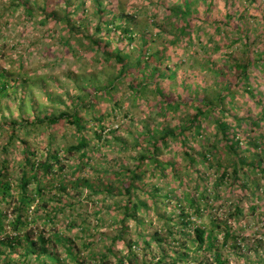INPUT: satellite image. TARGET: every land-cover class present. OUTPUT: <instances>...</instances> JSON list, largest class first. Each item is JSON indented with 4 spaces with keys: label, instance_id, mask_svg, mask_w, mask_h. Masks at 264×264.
Wrapping results in <instances>:
<instances>
[{
    "label": "rangeland",
    "instance_id": "1",
    "mask_svg": "<svg viewBox=\"0 0 264 264\" xmlns=\"http://www.w3.org/2000/svg\"><path fill=\"white\" fill-rule=\"evenodd\" d=\"M187 1L189 15L195 17V27L191 34L192 42L185 48L182 44L172 46L177 28L182 24L176 22L178 20L169 12L171 6L180 5L182 0H0V71L5 73L8 82L7 95L0 98V165L4 159L12 164L8 168V177L15 185L14 179L20 175L18 163L22 157V139L35 152L32 161L57 154L63 169L56 164L53 180L46 181L47 186H53L47 188L46 193L53 197L55 193L63 195L65 206L57 210L53 219H47L40 212L42 219L36 220L38 214H34L33 221L32 204L25 210L26 220L32 221L30 226L35 231L49 233L50 230H58L65 234L74 245L76 259L84 264H93L96 260L90 255L92 251L100 254V249L114 242L112 238L121 226L119 210L126 197L116 184L107 193L94 194L82 181L88 179L92 184H100L98 188L112 183L113 169L117 171L118 166L133 168L136 165L142 153L138 136L158 128L162 123L173 126L182 119V114L187 111L192 113L193 110L189 105L172 112L169 110L166 114L159 112L156 103L158 95L154 96L147 90L132 98L125 82L121 81L113 92L122 100L118 106L98 99L97 115L103 116L102 131L94 133L90 122L91 111L80 109L88 120L85 123L87 128L81 132L88 143L85 148L87 157L82 161L79 159L80 152L68 150L77 144L80 136L74 125L64 119L52 125L22 124V119L58 115L70 103L68 97L73 92L80 93L76 86L85 87L86 82L94 83L96 87L104 86L106 78L113 77L118 71L114 58L95 63L94 56H101L102 52L92 50L90 43L76 46L72 40L70 45L65 46L61 39L65 35L61 23L54 25L44 20L38 9L46 6V13L55 11L57 17L68 12L71 25L84 37L92 35L95 25L101 22L102 32L95 37L102 35L101 39L108 42L107 51L113 53V57L117 46L128 47L124 53L130 54L127 61L133 62L141 39L137 37L130 44L122 38L118 29L113 30L111 23L129 24L135 32L152 40L151 52L160 49L170 52L169 73L176 76L162 83L165 99L181 96L185 99L200 92L212 98L222 88L223 80L216 71L227 70L224 65L233 54L248 49L257 59L262 57L256 55L264 50V0H211V4L209 0ZM65 2L69 4L68 9ZM26 3L34 9L32 16L26 13L23 5ZM98 4L100 9L105 8L103 20L96 11ZM240 12L242 18L237 17ZM227 13H232L235 18L231 25L225 26L221 22L225 21ZM123 16L128 18L121 20ZM214 23L220 25L218 31ZM245 34L247 38H244ZM83 36L80 34V38ZM79 46L76 52L75 47ZM261 67L256 72H250L248 82L239 88L234 87L231 103L226 105L228 113L225 122L231 125L234 132L245 135L249 126L246 119L257 118L263 110L264 59ZM182 74L189 77L186 88L181 83ZM72 76L76 77V82ZM104 113L108 115L104 116ZM215 114L220 117L219 113ZM12 120L18 123L15 130L17 139L14 136V143L6 150L4 147L11 135ZM257 123L264 126V119L259 118ZM206 125L205 135L193 137L187 143L189 153L196 158L207 151V145H202L204 138L211 140L215 135L216 126L211 118ZM96 135H100L101 139ZM217 149L220 151L221 146ZM245 149L242 140L238 152L244 154ZM157 158L163 171H158L156 164L150 161L142 166L143 174L135 181L133 201L140 200L144 204L136 211V218L125 219L124 242H114V252L124 253L129 243L141 263H150L162 255V250L172 256L174 251L182 253L185 246L189 247L190 257L186 263L177 264H212L209 251L190 244V239L194 237L192 230L200 224L208 232L212 231L214 248L219 249L222 259L228 264H264V191H255L248 184L242 194L237 184L230 187L227 182L216 187L220 172L216 170L215 158L210 157L208 163L197 158L191 166L178 141L169 140ZM256 178L257 183L262 185V178L259 175ZM61 180L66 184L65 190H55ZM75 181L80 183L76 185ZM35 184L34 181L29 187L32 189ZM48 205H56L55 200H50ZM1 207L9 221L12 217L10 205L0 203ZM72 223L76 226L69 229ZM185 223L189 225L184 226ZM225 224L233 233L226 244L222 243L221 237V228ZM70 243L52 242L48 245L58 253L64 264H77L66 256L64 249ZM107 259V264L114 263L111 254ZM25 264L54 263L29 259Z\"/></svg>",
    "mask_w": 264,
    "mask_h": 264
},
{
    "label": "trees",
    "instance_id": "2",
    "mask_svg": "<svg viewBox=\"0 0 264 264\" xmlns=\"http://www.w3.org/2000/svg\"><path fill=\"white\" fill-rule=\"evenodd\" d=\"M203 1L207 2V0ZM209 2V4H211V0H209ZM23 5H25L24 8L26 13L32 16L34 14V9L28 6L27 3ZM100 6V4L97 5L96 11L100 19L103 20L105 8L100 9ZM188 6L189 2L187 0H182L180 5L171 6L169 8L171 16L178 20L176 22H181L182 24L177 28L178 31H176L175 42L172 43V46L174 44H177L176 46L182 44L187 48V45L192 42L193 37L191 34L195 27V17L189 15L190 9ZM207 7H209V5H207ZM65 8L68 9L69 4L66 3ZM38 10H41L44 20H48L54 25L61 23V28H63L65 32V35H63L61 39L65 46L70 45L72 40L76 43V46L78 44L81 46L82 44L87 45L90 43L92 45V50L102 52L101 56H94V62L101 63L114 58L118 66V71L113 77L106 78V84L104 86L96 87V85L91 82H86L85 87L76 86L80 93L77 94L73 92V95L68 97L70 103L65 105L66 110L61 111L58 115L45 114L42 117L35 116L34 120L22 119V124L37 125V123H39V125H52L64 119L68 124L74 125L76 130L80 133V136L77 144L69 147L68 150L70 152H80L79 159L82 161L87 157L85 148L88 147V143L87 138L81 135V132L87 128L85 123H87L88 120H86L85 115L80 112V109L91 111L92 120L90 122L94 126L92 131L94 133H96L97 130L102 131L104 128L102 125L103 116L97 115V108L99 106L98 99L112 102L114 106H118V103L122 100L117 98L113 92L116 91L121 81L125 82L130 92L129 96L132 98L142 95L147 90L154 96L158 95L156 103L157 107H159V112L161 111L166 114L169 110L172 112L189 105L193 110L192 113L187 111L182 114V119L173 126L162 123L158 128L149 129L146 133L138 136L137 140L140 142V150H142V153L139 155L136 165L133 168L118 166L117 171L113 169L111 173V182L113 185L109 183L102 188H98L100 184H92L88 179L82 181L85 186L92 189L94 194H99V192L107 193L111 186L114 187V184H116L126 197L124 204L119 210V214H121L120 231L113 236L112 241L115 243L116 241L124 242L125 230L127 229L125 219L128 217L136 218V211L144 204L140 200L133 201L134 191L136 189L135 181L141 178L143 174L142 166L147 161L156 164L158 171H163L157 156L161 148L165 146L169 140L178 141L181 144L188 164L191 166H193L197 158L207 162L210 157H214L217 167L216 170L220 172L216 180V187L227 182L230 184V187L237 184V188L242 194L245 193V187L248 184H250L255 191H264V126L260 123L258 125L257 123L259 118L264 119V107L257 118L246 119L249 122V126L245 135L242 132H234L231 125L225 122V116L228 113L226 105L231 103L230 97L234 95V87L239 88L241 84L248 82L250 80V72H256L263 68L261 67V62L264 59V50L258 52L256 55L262 56L259 59L251 55L248 49L238 54H233L228 63L224 65L227 70L216 71L218 76L223 80L222 88L220 91L216 92L215 96L212 98L200 92L199 94L196 93L194 97H186L184 99L181 96L177 99L169 100L163 97L164 87L162 83L166 79L175 77L176 74L169 73L170 67L168 66V60L170 58V52L168 49H160L151 52L150 45L152 40H150L149 37L146 39L144 34L140 35L142 33L135 32L129 24L122 23L121 25L117 23L114 25L110 22L113 25V30L118 29L122 38L127 40L130 44L137 37L141 39L140 45L136 48L139 51L138 55L134 58L133 62H128L127 58H130L131 55L124 53L128 47L124 49L117 46L114 53L115 56L113 57V53L107 51L108 42L101 39L102 35L98 38L95 37L97 36L96 34L102 32L101 22L95 25L92 35H85L84 37L82 32L76 30L74 25H71L72 21L68 18V12L64 13L61 17H57L55 11L46 13V6ZM113 14L115 15L114 12ZM237 17L242 18V13H238ZM124 18L128 17L123 16L121 20ZM234 18L235 16L232 13H227L225 21H222L221 24L225 26L231 25L232 19ZM173 26L176 28L175 25ZM214 26L215 30L218 31L220 25L214 23ZM82 27L83 26H81V28ZM80 34L83 37L80 38ZM247 37L248 35L245 34L244 38ZM80 46L75 47L76 52L78 51L77 48H80ZM72 78L76 82V77L72 76ZM6 79L7 76L5 73L0 71V98L7 95L8 92V82ZM188 79L189 77L187 75L182 74L181 83L185 88L188 86ZM244 90L250 92L247 89ZM216 112L220 114V117L215 114ZM107 115L108 114L104 113V116ZM209 118L213 120L216 126L215 135H213L211 140L204 138L202 145H207V151L204 154L198 155L196 158L189 153L190 148L187 143L193 137L205 135L204 133L207 127L206 122ZM236 119L239 120L238 118ZM11 124L13 127L8 143L4 147L6 150L14 143V136L17 139L15 130L18 128L16 127L18 123L12 120ZM96 136L101 139L100 135ZM242 140L246 145L244 154L238 152V147ZM21 143L23 146L21 152L22 157L20 159L21 161L18 163L20 175L14 179L15 185L9 181L10 178L8 177V168L10 166L12 167V164L4 159L1 161L0 165V203L8 204V206L10 205L12 211V217L7 221V215L4 214L2 207L0 208V264H25V261L29 259H33L39 263H46V261L49 260L54 264H64V261H60L58 253L50 249V246L52 242L70 243L68 237L58 230H50L49 233H46L37 228L36 230L39 231H35L34 227L30 226V222L32 221H27V215L25 214V210L33 204L34 210L31 216L33 221H35L33 218L34 214H38L36 220L42 219L43 216L40 212H43V215L47 217V219H53V217L56 216L57 210L65 206V203L62 201L64 200L63 195L55 193L53 197L50 195L47 196L48 194L46 193V189L53 186H47L46 181L49 179L53 180V176L56 174V164L59 169H63V167L59 165L60 160L57 154H49L39 161H32L31 157L35 155L34 150H32L23 139ZM219 145L222 149H220V151L217 149ZM222 157L226 159L228 163H224ZM258 175L259 178L263 180L262 185L257 183L256 177ZM106 176L109 175L106 174ZM240 177L242 178L240 179ZM34 181L36 184L31 189L29 185ZM79 183L80 181H75L76 185ZM13 187H15V190ZM259 187H261V189ZM65 188L66 184L61 180L58 186L55 187V190L60 191L65 190ZM52 199H54L56 203L54 206L48 205L49 201ZM193 201L195 202V200ZM237 206L236 208H238ZM188 225L189 223L184 224V226ZM75 226L76 224L72 223L68 228L72 229ZM215 227L219 228V225ZM221 231L222 243L226 244L227 240L233 235L232 229L225 224V227L221 228ZM192 232L194 237L190 239L191 246L196 245V248L209 251L212 254V264H228L227 261L222 259L219 249L214 248L212 231L208 232L204 225L199 224L194 226ZM164 241L167 242V240ZM113 243L110 246H106L103 249L104 251L100 249V254L96 253L97 251H92L90 255L96 259L93 264H107L109 254L113 256L114 260V263L111 264H177L178 262L186 263L187 258L190 257V252H188L189 247L184 246L182 253L174 251L172 256H168L166 252L163 253L162 250V255L159 256L158 259H152L150 263H141L134 253V250L131 248V244H126L124 253H117L113 251ZM64 250L69 260L78 262L77 264H84L83 261H79L78 258L76 259L73 243L68 244ZM75 259L78 261H75Z\"/></svg>",
    "mask_w": 264,
    "mask_h": 264
}]
</instances>
